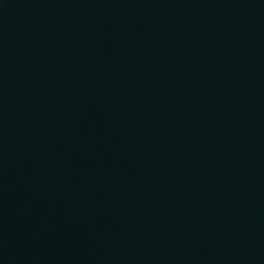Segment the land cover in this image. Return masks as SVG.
<instances>
[{"label": "water", "instance_id": "95a60500", "mask_svg": "<svg viewBox=\"0 0 264 264\" xmlns=\"http://www.w3.org/2000/svg\"><path fill=\"white\" fill-rule=\"evenodd\" d=\"M0 264H264V0H0Z\"/></svg>", "mask_w": 264, "mask_h": 264}]
</instances>
